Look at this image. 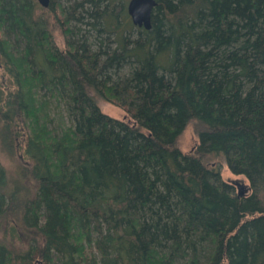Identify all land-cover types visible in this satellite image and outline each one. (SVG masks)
Segmentation results:
<instances>
[{
    "label": "trees",
    "instance_id": "obj_1",
    "mask_svg": "<svg viewBox=\"0 0 264 264\" xmlns=\"http://www.w3.org/2000/svg\"><path fill=\"white\" fill-rule=\"evenodd\" d=\"M127 1L0 0V147L35 183L7 187L0 162V219L37 234L15 251L3 233L0 264H264V0H156L150 28ZM46 102L68 123L43 140Z\"/></svg>",
    "mask_w": 264,
    "mask_h": 264
},
{
    "label": "rangeland",
    "instance_id": "obj_2",
    "mask_svg": "<svg viewBox=\"0 0 264 264\" xmlns=\"http://www.w3.org/2000/svg\"><path fill=\"white\" fill-rule=\"evenodd\" d=\"M63 1V0H62ZM50 22L48 23L49 31L51 32V35L53 37L54 43L59 48H63L65 45L64 41V35L62 32V29L57 25L55 18L53 16L49 17ZM2 35V33H1ZM4 36V34H3ZM2 59L0 60V96L6 93L8 89L13 88L16 84L12 77H10L7 74V71L5 69V63L3 65ZM98 104L100 109L119 119H124L126 121H132V118L130 115L120 106L106 101L99 99ZM36 110L40 111L37 112L35 110H32L30 113V117L36 114L32 119H36L39 125H44L47 129L42 128L40 134L42 135L43 140H45V134L49 135L50 132H58L59 130H62L64 124L68 123L66 121L65 115H62L61 109L55 104V102L50 103L46 102L44 105H38L35 107ZM43 122V123H42ZM18 128L20 129V132L25 131V127L22 123L18 124ZM24 138V137H23ZM22 135L18 134L16 136L17 143L22 144L25 140H23ZM198 142V136L196 132V125L193 120H190L185 127L183 128L182 132L180 133L177 145L182 151H189L191 150ZM22 146V145H21ZM21 150V149H20ZM20 150H17L15 154L8 153L5 149H1L0 147V162L4 166L7 174V187L12 186H19V188L27 189V190H33L34 189V181L31 179H27L21 173H23V165L26 163H31L29 158L23 157V155H20ZM220 165V170L223 174V176L227 179H237L238 182L243 184L245 187L247 185L245 184L246 181L243 176L233 174L229 171V169L226 167L225 163L220 158H212ZM243 179V180H242ZM7 221L4 218L0 219V236H3L4 233V239H11V243L13 244L11 248L15 251L21 250L25 248L29 241L37 237L36 231L32 230H26L18 229V231L11 232L10 229L6 228ZM76 230H73V236L74 239H77L78 242H81V238L79 235L75 234ZM13 233V235H12ZM18 233V235H17ZM16 235V237H15ZM31 235V236H30ZM19 236V237H18ZM30 236V237H29ZM15 237V238H14ZM31 240H30V239ZM154 260V259H153ZM36 264H39L38 262Z\"/></svg>",
    "mask_w": 264,
    "mask_h": 264
},
{
    "label": "water",
    "instance_id": "obj_3",
    "mask_svg": "<svg viewBox=\"0 0 264 264\" xmlns=\"http://www.w3.org/2000/svg\"><path fill=\"white\" fill-rule=\"evenodd\" d=\"M38 3L47 7L50 3V0H37ZM157 4L156 0H128L126 4L127 12L131 17L133 24L142 26L144 28L151 27V14L153 8ZM237 182L238 193H243L246 191L247 187H245L240 182Z\"/></svg>",
    "mask_w": 264,
    "mask_h": 264
}]
</instances>
